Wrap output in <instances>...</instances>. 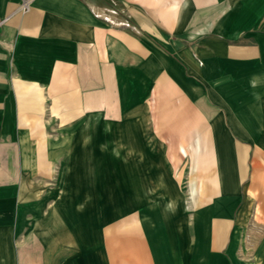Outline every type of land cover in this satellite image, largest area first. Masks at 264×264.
Segmentation results:
<instances>
[{"label": "crops", "instance_id": "1", "mask_svg": "<svg viewBox=\"0 0 264 264\" xmlns=\"http://www.w3.org/2000/svg\"><path fill=\"white\" fill-rule=\"evenodd\" d=\"M22 2L0 0V264H257L264 0ZM126 115L138 189L155 193L116 236L66 191L82 174L92 188ZM183 158L192 198L176 192Z\"/></svg>", "mask_w": 264, "mask_h": 264}, {"label": "rangeland", "instance_id": "2", "mask_svg": "<svg viewBox=\"0 0 264 264\" xmlns=\"http://www.w3.org/2000/svg\"><path fill=\"white\" fill-rule=\"evenodd\" d=\"M132 114V111H131ZM135 117V119H133ZM130 117L123 116L120 119L115 120L112 134L108 132V158L97 157L98 173L90 175L92 188H86L85 176L82 174L81 180L77 177H72L67 184V187L83 186V188H73L66 191L69 195L70 201L76 203L81 200V206L76 204L71 207L77 212L94 214L98 219V230L105 229V226L113 224L114 235L120 236V230L122 228L123 214L135 215L139 211V198L143 200L147 198H153L150 193H155L153 190L138 189L137 183V120L135 116ZM98 142V154L105 153V146ZM125 154V156H123ZM256 160L257 163L264 166V158L251 159ZM144 161V159H143ZM181 168L178 174L179 192L185 198L195 197L200 191L192 190L191 185L193 182H197L200 174H197V170H194L191 164L193 159L183 158L178 159ZM125 167V174L124 172ZM178 169V167H177ZM210 179V176H209ZM190 181L189 183H186ZM175 191L161 190L156 192V196L163 199L169 198L170 195L175 194ZM219 191L210 190L211 195L217 194ZM140 193V194H139ZM75 198V199H74ZM77 199V200H76ZM142 200V201H143ZM69 201V200H68ZM151 209L154 206H148ZM157 209H161V206H156ZM142 213H145L146 206H142ZM107 220V221H106ZM251 231L258 237H254L257 241L259 253L253 255L254 261L257 264H264V240L261 239L262 232H264V226L251 227ZM263 240V243L259 242Z\"/></svg>", "mask_w": 264, "mask_h": 264}, {"label": "built area", "instance_id": "3", "mask_svg": "<svg viewBox=\"0 0 264 264\" xmlns=\"http://www.w3.org/2000/svg\"><path fill=\"white\" fill-rule=\"evenodd\" d=\"M29 0H23L22 5L24 8L28 7Z\"/></svg>", "mask_w": 264, "mask_h": 264}, {"label": "bare ground", "instance_id": "4", "mask_svg": "<svg viewBox=\"0 0 264 264\" xmlns=\"http://www.w3.org/2000/svg\"><path fill=\"white\" fill-rule=\"evenodd\" d=\"M215 176H216V175H215ZM212 179H213V177H212ZM215 179L217 180V178H215ZM213 180H214V179H213ZM211 184H212V183H211ZM219 184H220V183H219ZM218 186H219V185H218ZM216 191H217V188H216ZM216 191H215V192H216Z\"/></svg>", "mask_w": 264, "mask_h": 264}]
</instances>
